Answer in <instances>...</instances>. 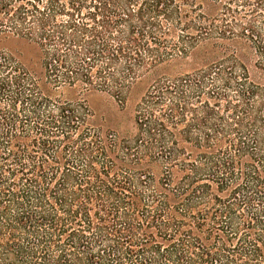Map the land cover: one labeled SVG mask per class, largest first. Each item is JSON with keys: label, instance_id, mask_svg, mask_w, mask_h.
<instances>
[{"label": "trees", "instance_id": "obj_1", "mask_svg": "<svg viewBox=\"0 0 264 264\" xmlns=\"http://www.w3.org/2000/svg\"><path fill=\"white\" fill-rule=\"evenodd\" d=\"M0 40V264H264V0H0Z\"/></svg>", "mask_w": 264, "mask_h": 264}, {"label": "rangeland", "instance_id": "obj_2", "mask_svg": "<svg viewBox=\"0 0 264 264\" xmlns=\"http://www.w3.org/2000/svg\"><path fill=\"white\" fill-rule=\"evenodd\" d=\"M0 47L14 48V44L10 41L0 40ZM241 58L248 66L251 78L261 80L259 70L255 67L254 54L249 50L241 49ZM201 49H197L193 54L185 59L181 65L160 66L145 75L138 78L130 87L124 105L120 104L114 97L101 92H93L86 97L87 104L95 114L94 118L97 124H100L103 129L111 130L119 136H128L133 130L134 109L137 101L145 92L148 85L156 79L163 71H185L191 67L201 64Z\"/></svg>", "mask_w": 264, "mask_h": 264}]
</instances>
